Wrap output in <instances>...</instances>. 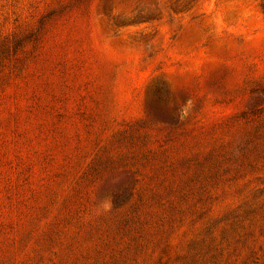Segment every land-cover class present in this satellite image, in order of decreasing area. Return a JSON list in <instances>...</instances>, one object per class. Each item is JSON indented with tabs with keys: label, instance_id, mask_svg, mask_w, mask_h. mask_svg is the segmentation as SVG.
I'll list each match as a JSON object with an SVG mask.
<instances>
[{
	"label": "rangeland",
	"instance_id": "1",
	"mask_svg": "<svg viewBox=\"0 0 264 264\" xmlns=\"http://www.w3.org/2000/svg\"><path fill=\"white\" fill-rule=\"evenodd\" d=\"M0 264H264V0H0Z\"/></svg>",
	"mask_w": 264,
	"mask_h": 264
},
{
	"label": "clouds",
	"instance_id": "2",
	"mask_svg": "<svg viewBox=\"0 0 264 264\" xmlns=\"http://www.w3.org/2000/svg\"><path fill=\"white\" fill-rule=\"evenodd\" d=\"M100 207L105 212L111 211L112 209L111 197L105 198V200L101 202Z\"/></svg>",
	"mask_w": 264,
	"mask_h": 264
}]
</instances>
